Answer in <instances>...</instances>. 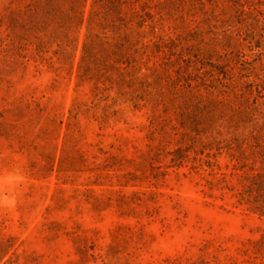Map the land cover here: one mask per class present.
Segmentation results:
<instances>
[{
    "label": "rangeland",
    "instance_id": "obj_1",
    "mask_svg": "<svg viewBox=\"0 0 264 264\" xmlns=\"http://www.w3.org/2000/svg\"><path fill=\"white\" fill-rule=\"evenodd\" d=\"M0 264H264V0H0Z\"/></svg>",
    "mask_w": 264,
    "mask_h": 264
}]
</instances>
